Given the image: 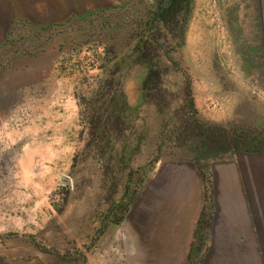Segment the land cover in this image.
Returning a JSON list of instances; mask_svg holds the SVG:
<instances>
[{
    "label": "rangeland",
    "instance_id": "374dc122",
    "mask_svg": "<svg viewBox=\"0 0 264 264\" xmlns=\"http://www.w3.org/2000/svg\"><path fill=\"white\" fill-rule=\"evenodd\" d=\"M156 1L0 0V264H103L109 193L191 162L211 205L217 163L264 155V0H193L182 47L138 34ZM210 128L241 147L198 157Z\"/></svg>",
    "mask_w": 264,
    "mask_h": 264
},
{
    "label": "crops",
    "instance_id": "0c3cea01",
    "mask_svg": "<svg viewBox=\"0 0 264 264\" xmlns=\"http://www.w3.org/2000/svg\"><path fill=\"white\" fill-rule=\"evenodd\" d=\"M212 178L211 205L205 178L191 162H162L154 176L139 178L138 192L128 187L115 199L109 193L98 230L93 226L102 250L94 261L264 264V155L219 162Z\"/></svg>",
    "mask_w": 264,
    "mask_h": 264
},
{
    "label": "trees",
    "instance_id": "16d2710c",
    "mask_svg": "<svg viewBox=\"0 0 264 264\" xmlns=\"http://www.w3.org/2000/svg\"><path fill=\"white\" fill-rule=\"evenodd\" d=\"M192 4L193 0H157L154 5L155 10L148 12L146 20L137 26L139 29L138 34L143 38L147 36L150 40L157 41L159 39L157 30L164 27L169 31L178 33L177 37L179 38L176 46L182 47L185 42V32L192 11ZM103 28L102 34L106 35L109 31H107L108 25L105 24ZM110 39L112 38L110 37ZM209 131L208 139L202 143L201 153L198 157L205 156L206 153L204 152L206 151L207 154L210 152L213 156L228 151L232 146L240 148L242 145V136L233 133L234 130H228L225 135L220 133L218 128H210ZM262 141L264 145V137ZM254 147L256 146L247 144L243 148ZM263 148L264 146L258 147V149Z\"/></svg>",
    "mask_w": 264,
    "mask_h": 264
}]
</instances>
